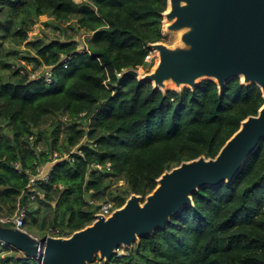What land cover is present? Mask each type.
<instances>
[{
	"label": "trees",
	"instance_id": "obj_1",
	"mask_svg": "<svg viewBox=\"0 0 264 264\" xmlns=\"http://www.w3.org/2000/svg\"><path fill=\"white\" fill-rule=\"evenodd\" d=\"M167 8L168 0H0V216L24 206V228L44 237L36 223L51 213V228L70 235L94 221L100 199L116 208L133 192L147 195L166 169L216 156L258 113L262 90L240 78L221 93L211 79L163 91L118 77L152 68L149 44L165 40ZM45 21L60 34L29 39ZM85 33L81 51L74 37ZM41 66L51 82L44 72L31 76ZM40 143L47 149L38 152ZM76 149L82 154L56 162L32 199L29 171ZM193 201L109 264H264V140L231 183L204 186ZM0 248V264H30L19 249Z\"/></svg>",
	"mask_w": 264,
	"mask_h": 264
},
{
	"label": "water",
	"instance_id": "obj_2",
	"mask_svg": "<svg viewBox=\"0 0 264 264\" xmlns=\"http://www.w3.org/2000/svg\"><path fill=\"white\" fill-rule=\"evenodd\" d=\"M164 30L178 32L174 43L151 42L158 53L152 70L123 72L139 82L167 91L195 89L206 79L223 92L229 81L257 84L264 96V0H168ZM264 140V104L249 115L214 157L201 155L166 169L147 195L131 193L109 216L97 213L92 223L68 236L41 239L27 230L0 223V239L24 252L39 255L42 264H109L121 246L133 248L144 236L166 228L204 186L231 183ZM39 248L41 254H39Z\"/></svg>",
	"mask_w": 264,
	"mask_h": 264
},
{
	"label": "built area",
	"instance_id": "obj_3",
	"mask_svg": "<svg viewBox=\"0 0 264 264\" xmlns=\"http://www.w3.org/2000/svg\"><path fill=\"white\" fill-rule=\"evenodd\" d=\"M35 26H39L38 25H35ZM35 26L33 27V29L29 32V34L31 35H36V34H39L36 33V30H38ZM34 30V31H33ZM36 33V34H34ZM60 34V32H58ZM57 34V35H59ZM89 34L90 33H85L83 35H76L74 38L76 40H83L84 43L82 44V47H79V49L81 51H84L86 49V43H85V40L87 37H89ZM153 51H151L152 53ZM151 53L147 56V61L150 62L151 59H152V55ZM66 63H65V67L68 66V58H64L63 59ZM45 68L47 70H45ZM49 68L47 66H41L39 67L36 71H33L31 76L34 75V77H36L39 73L41 72H44V75H45V79L47 80V77H46V73L47 72H50V76L52 77V74H51V71L50 69L48 70ZM117 75L119 78H124L123 76V72H117ZM64 119H67L66 116H64ZM30 141L32 142H35V135H31L30 136ZM37 151H43L44 149H47V146H41L40 144L37 145L36 147ZM74 152H78L80 154H82V150H72L71 153H63V154H60L59 152H53L51 153L50 157L52 158L50 161H45V162H42V163H39L37 164V167L35 168L34 171H29L30 173V176H29V186H30V189L32 191V195L31 197L32 198H35L36 197V194L39 195V193H37L36 189L34 188L32 190V187L34 186H37L39 184H42L46 181L49 180V175H50V172L49 170L47 171V166L49 163H52V167L54 166V164L58 161H62V160H70L71 162L74 161V156H73V153ZM15 167L19 170L20 169V166L18 163L15 164ZM92 167L95 168V169H103V168H107V169H111L110 167V163H107V164H101V163H93L92 164ZM115 209V204L113 201L111 200H103L102 202H100V208L99 210L95 213H101V214H104L105 216H109L112 211ZM25 215H26V207H22L21 209H19L14 215L12 216H5V215H2L0 216V223L6 225V224H9L10 226H13V227H17V228H20V229H23V230H26L24 228V220H25ZM96 218V217H95ZM46 235H53V236H68V234L65 232V231H62L61 228H52L51 230H49ZM45 235V236H46ZM37 237V236H36ZM39 239H41L42 237H37ZM0 243L4 246V242L0 239ZM39 254H41V249L39 248ZM41 255H39L38 257H36V260L38 261V264H42V261H41V258H40Z\"/></svg>",
	"mask_w": 264,
	"mask_h": 264
},
{
	"label": "rangeland",
	"instance_id": "obj_4",
	"mask_svg": "<svg viewBox=\"0 0 264 264\" xmlns=\"http://www.w3.org/2000/svg\"><path fill=\"white\" fill-rule=\"evenodd\" d=\"M78 1H81V0H78ZM163 24H164V21H163ZM36 27H38L37 29L38 30H36V33H38L39 32V34L37 35V36H41V34H42V32L43 31H45V32H48V34H50V35H57V34H59L58 32H60L59 30H56V29H54V27L51 25V24H48L47 23V21H45V22H42V23H39V26H35V28L34 29H36ZM163 30H164V28H163ZM34 31V30H33ZM69 32L70 33H72V32H74L73 30H69ZM36 33H34V34H36ZM164 34H165V42H167V43H169V44H171V43H174L177 39H178V37H179V33L178 32H167V31H165L164 30ZM42 35H44V34H42ZM76 35V34H75ZM74 35V36H75ZM36 36L35 35H31V34H29V39H33V38H35ZM79 47H82V44L80 43V45H79ZM151 55H152V59H151V61L154 63V65L152 66V68L150 69V70H152L153 69V67L156 65V63H157V61H158V53L155 51V50H153V52L151 53ZM150 61V62H151ZM150 68V67H149ZM45 70H47L46 68H45ZM49 70V69H48ZM138 70H139V72H140V74H145L146 72H149L148 71V67H139L138 68ZM32 77H34V75H32ZM46 77H47V80L46 81H48V82H51L52 81V77L50 76V72H47L46 73ZM170 86V88H174L172 85H169ZM63 119H64V117H63ZM64 120H66V119H64ZM60 136H64V132L62 131L61 132V134H60ZM40 145L41 146H43V144H41L40 143ZM44 147V146H43ZM38 152H41V151H39L38 150ZM52 167V163H49L48 164V166H47V171L49 170V172H50V170L52 169L51 168ZM39 185H37V186H33L32 187V190L35 188V189H38L39 187H38ZM112 188H113V190H115V192H116V188H117V186L116 185H113L112 186ZM44 195V194H43ZM37 196H38V194H36V197L35 198H32V199H34V200H37L36 198H37ZM103 200H111L112 201V199H110V197H106L105 199H100L98 202H102ZM94 202H97V201H94ZM38 202H37V206H38ZM44 209V208H43ZM51 216H52V214L51 213H49L48 214V216H47V218H46V220H44V219H42V220H39L38 219V221H37V228H38V230H41L42 229V232H43V234H46L49 230H51L52 228H51V225L49 224V222H50V220H51ZM33 235H35L36 236V234H33ZM37 237H39V236H37ZM137 243V242H136ZM4 246H6L7 247V250L8 251H12V248H14L13 246H11V245H9V244H5L4 243ZM16 248V247H15ZM1 249V248H0ZM17 249V248H16ZM129 249H131V248H128V247H126V246H121L119 249H118V251H117V254H116V256H119V255H126L127 253H128V250ZM20 251V250H19ZM17 254H19V255H24V252H22V251H20L19 253H17ZM24 258V257H23ZM25 258H28V262H30V264H38V261L37 260H35V258H33V257H26L25 256ZM25 261V260H24ZM93 264H106L105 263V261L104 260H102L100 257H97L96 258V260H95V262L93 263Z\"/></svg>",
	"mask_w": 264,
	"mask_h": 264
},
{
	"label": "crops",
	"instance_id": "obj_5",
	"mask_svg": "<svg viewBox=\"0 0 264 264\" xmlns=\"http://www.w3.org/2000/svg\"><path fill=\"white\" fill-rule=\"evenodd\" d=\"M78 1V0H77ZM25 256V255H24Z\"/></svg>",
	"mask_w": 264,
	"mask_h": 264
}]
</instances>
